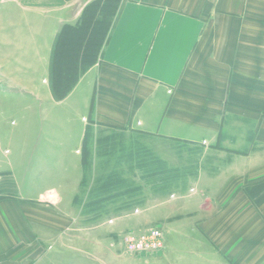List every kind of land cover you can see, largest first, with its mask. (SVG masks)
I'll list each match as a JSON object with an SVG mask.
<instances>
[{
	"label": "crops",
	"instance_id": "crops-1",
	"mask_svg": "<svg viewBox=\"0 0 264 264\" xmlns=\"http://www.w3.org/2000/svg\"><path fill=\"white\" fill-rule=\"evenodd\" d=\"M4 1L0 32L14 38L0 67H18L22 87L0 90V145L10 117L21 126L8 130L16 153L0 169L15 182L0 197V264H264V202L248 193L264 184V0H122L100 61L62 101L50 85L54 46L95 0ZM96 126L202 146L221 165L201 171L195 195H176L166 214L84 227L81 149ZM63 143L72 148L65 158ZM46 150L61 187L32 184L45 177L37 168ZM155 223L166 230L161 256L118 250V236ZM86 235L109 249L94 251Z\"/></svg>",
	"mask_w": 264,
	"mask_h": 264
},
{
	"label": "rangeland",
	"instance_id": "rangeland-1",
	"mask_svg": "<svg viewBox=\"0 0 264 264\" xmlns=\"http://www.w3.org/2000/svg\"><path fill=\"white\" fill-rule=\"evenodd\" d=\"M9 5L11 4H8L7 1L0 0V30L1 22L7 20L1 16L2 12L6 11ZM4 23L7 24L5 21ZM11 35L14 38V34L0 32V46L3 44L6 46L5 50L0 47V61L8 60L9 52H11L9 47ZM17 68L8 65L0 67V90L6 87L17 92L19 87H22L18 85L21 83V78ZM11 72H15V74L11 75ZM10 103V105H17L16 101ZM5 109V103L0 99V113H3ZM13 121H16V118L10 117L9 123L11 125L1 126L2 131L5 132L6 141L0 145L2 150H0V169L5 167L3 161L6 160V157L13 158L16 153V144L8 143L10 141V139L8 140V135H10L8 130L19 129L21 126H13ZM55 127L53 126L51 129L53 141H56L54 139L58 137ZM61 133L65 134L62 131ZM36 135L34 133V136ZM65 137L64 135L63 139ZM4 139L0 138V140ZM18 140L16 141L18 142ZM71 149L69 143H63L59 149L60 157H68ZM83 149L84 145L81 149V156H83ZM87 149V162L83 167L85 179L77 201L80 206H83L79 212L81 224L91 228L102 229L106 225L110 228L123 227L125 224L123 222L119 226L113 223L115 218L125 213L130 216L128 219L134 224H137L136 217L141 219V217L151 218L162 212L166 214L168 213L167 207L175 201L176 195H183L186 192L195 195L201 171H212L221 165L217 153L202 146L171 143L128 130L101 126L93 127L91 130L87 140ZM50 154V151L46 150L41 164L38 163L37 165L40 164L37 169L43 172L45 177L32 180V184L38 185L40 188L61 187L65 183L64 173L55 175L52 173L53 171H48L49 169L55 170L53 166L60 167V164L58 165L56 162H53L55 164L51 163L55 157ZM66 165L68 170L74 169L73 164L68 163ZM60 169L62 172V168ZM259 189L256 188L257 191ZM10 193H15V182H5L0 178V197H6ZM257 198L264 200V192H259ZM158 226L160 225L155 223L144 229H126L128 232H124L122 236L117 238L118 250L127 251L126 242L131 234L134 236L145 235L150 229L159 228L161 233L157 241L137 244L134 246L136 253L127 252L150 260L161 256L166 250V230L164 231ZM81 238L86 245L93 247V250L98 253L109 249L108 244L99 245L92 235ZM127 264H131V262L128 261Z\"/></svg>",
	"mask_w": 264,
	"mask_h": 264
},
{
	"label": "trees",
	"instance_id": "trees-1",
	"mask_svg": "<svg viewBox=\"0 0 264 264\" xmlns=\"http://www.w3.org/2000/svg\"><path fill=\"white\" fill-rule=\"evenodd\" d=\"M122 0H95L88 4L80 20L62 26L52 56L50 84L56 100L66 99L83 75L101 59L118 16ZM88 155L87 141L83 149V166ZM84 183V181H83ZM249 189V195L259 205L264 202L257 198L264 192V184ZM261 200V201H260Z\"/></svg>",
	"mask_w": 264,
	"mask_h": 264
},
{
	"label": "built area",
	"instance_id": "built-area-1",
	"mask_svg": "<svg viewBox=\"0 0 264 264\" xmlns=\"http://www.w3.org/2000/svg\"><path fill=\"white\" fill-rule=\"evenodd\" d=\"M50 196L52 199L56 198L55 194L53 193H51ZM160 233L161 231L159 228H154V229H150L149 232H147L145 235L134 236L131 234V236L128 238L126 242L127 251L131 253H136V250L134 249L135 245L143 244L144 242L146 243V241L148 242L157 241L160 238Z\"/></svg>",
	"mask_w": 264,
	"mask_h": 264
}]
</instances>
